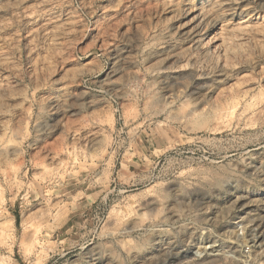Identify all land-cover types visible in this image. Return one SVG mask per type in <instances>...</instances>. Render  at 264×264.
Here are the masks:
<instances>
[{
  "label": "rangeland",
  "instance_id": "1",
  "mask_svg": "<svg viewBox=\"0 0 264 264\" xmlns=\"http://www.w3.org/2000/svg\"><path fill=\"white\" fill-rule=\"evenodd\" d=\"M0 264H264V0H0Z\"/></svg>",
  "mask_w": 264,
  "mask_h": 264
}]
</instances>
